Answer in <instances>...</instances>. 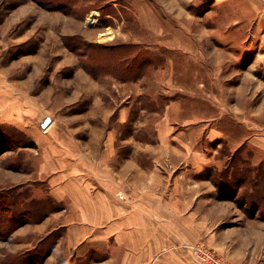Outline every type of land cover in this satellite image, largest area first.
Masks as SVG:
<instances>
[{
  "label": "rangeland",
  "instance_id": "rangeland-1",
  "mask_svg": "<svg viewBox=\"0 0 264 264\" xmlns=\"http://www.w3.org/2000/svg\"><path fill=\"white\" fill-rule=\"evenodd\" d=\"M182 1L0 0V264L106 256L72 255L47 180L107 133L112 167L165 162L210 186L191 264H208L198 247L264 264V0Z\"/></svg>",
  "mask_w": 264,
  "mask_h": 264
},
{
  "label": "crops",
  "instance_id": "crops-1",
  "mask_svg": "<svg viewBox=\"0 0 264 264\" xmlns=\"http://www.w3.org/2000/svg\"><path fill=\"white\" fill-rule=\"evenodd\" d=\"M96 139L101 141H95L99 144L92 153L95 157L77 145L74 161L58 160L55 178L47 180L57 201H69L60 214L72 255L80 260L89 254L106 255L99 263L89 264H191L182 244L197 233L191 223H206L208 203L213 206L207 195L210 186L199 180L191 186L188 169L165 162L148 169L132 157L118 156V167H112L114 139L107 133L88 141ZM162 156L168 160L165 153ZM152 159L159 160L155 155Z\"/></svg>",
  "mask_w": 264,
  "mask_h": 264
},
{
  "label": "built area",
  "instance_id": "built-area-1",
  "mask_svg": "<svg viewBox=\"0 0 264 264\" xmlns=\"http://www.w3.org/2000/svg\"><path fill=\"white\" fill-rule=\"evenodd\" d=\"M196 257L198 260L202 263V261L208 263V264H225V261H223L220 257H214L213 254L206 251L205 249L198 247L196 249Z\"/></svg>",
  "mask_w": 264,
  "mask_h": 264
},
{
  "label": "trees",
  "instance_id": "trees-1",
  "mask_svg": "<svg viewBox=\"0 0 264 264\" xmlns=\"http://www.w3.org/2000/svg\"><path fill=\"white\" fill-rule=\"evenodd\" d=\"M102 49H104L105 50V52H107V51H113V50H115L116 48H123V47H102V46H100ZM113 49V50H112ZM136 68V67H135ZM130 69L129 67H125V68H123V70L122 71H126L127 73H128V76H127V78L128 77H134L135 78V76H136V74L139 72V68L137 67V69ZM133 78V79H134Z\"/></svg>",
  "mask_w": 264,
  "mask_h": 264
},
{
  "label": "bare ground",
  "instance_id": "bare-ground-1",
  "mask_svg": "<svg viewBox=\"0 0 264 264\" xmlns=\"http://www.w3.org/2000/svg\"><path fill=\"white\" fill-rule=\"evenodd\" d=\"M263 5V4H262ZM259 7V6H258ZM94 12L91 14V15H89L88 16V18H87V23H93V17H94ZM98 38L101 40V41H106V40H108V39H110L111 38V35H110V33L109 32H106V33H103V34H99L98 35Z\"/></svg>",
  "mask_w": 264,
  "mask_h": 264
},
{
  "label": "water",
  "instance_id": "water-1",
  "mask_svg": "<svg viewBox=\"0 0 264 264\" xmlns=\"http://www.w3.org/2000/svg\"><path fill=\"white\" fill-rule=\"evenodd\" d=\"M48 119H45L44 121H43V123L41 124V127H45L47 124H48Z\"/></svg>",
  "mask_w": 264,
  "mask_h": 264
}]
</instances>
